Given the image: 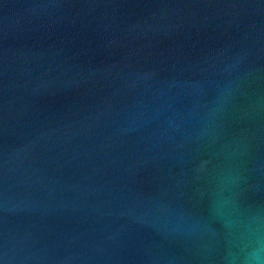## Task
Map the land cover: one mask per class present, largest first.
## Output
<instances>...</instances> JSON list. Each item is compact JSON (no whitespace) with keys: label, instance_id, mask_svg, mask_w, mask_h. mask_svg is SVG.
<instances>
[{"label":"water","instance_id":"obj_1","mask_svg":"<svg viewBox=\"0 0 264 264\" xmlns=\"http://www.w3.org/2000/svg\"><path fill=\"white\" fill-rule=\"evenodd\" d=\"M0 264H264V0H0Z\"/></svg>","mask_w":264,"mask_h":264}]
</instances>
